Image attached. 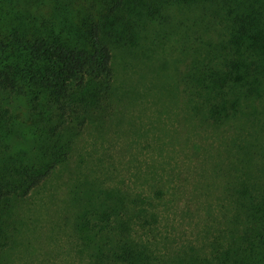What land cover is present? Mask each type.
I'll return each mask as SVG.
<instances>
[{"label": "rangeland", "instance_id": "374dc122", "mask_svg": "<svg viewBox=\"0 0 264 264\" xmlns=\"http://www.w3.org/2000/svg\"><path fill=\"white\" fill-rule=\"evenodd\" d=\"M143 1L130 15L135 39L108 42V108L76 131L68 157L40 186L5 202L0 264H119L93 228L104 212L130 218L129 236L152 264H216L214 255L241 247L264 187V99L223 124L204 118L195 73L225 56L223 16L171 5L149 22ZM94 2L0 0V33L57 34ZM2 113L10 132L0 165L15 152L32 159L39 143L26 98L0 90Z\"/></svg>", "mask_w": 264, "mask_h": 264}, {"label": "trees", "instance_id": "16d2710c", "mask_svg": "<svg viewBox=\"0 0 264 264\" xmlns=\"http://www.w3.org/2000/svg\"><path fill=\"white\" fill-rule=\"evenodd\" d=\"M150 0L149 22L171 5L211 7L227 30L225 56L195 73V105L219 125L242 113L246 103L264 99V1ZM64 32L24 35L0 33V90L26 98L34 115L30 124L37 154L15 152L1 160L0 220L10 198L27 197L68 157L70 140L111 101L115 70L108 42L135 39L130 15L143 0H95ZM139 14V12H138ZM135 23V22H134ZM223 54V53H222ZM213 63V62H211ZM10 118L0 114V146L10 132ZM34 129V130H32ZM264 185V184H263ZM252 220L238 251L217 253L216 264H264V187L250 206ZM104 212L93 226L106 240L107 257L119 264H152L146 246L129 236V217L113 220ZM238 253V254H236Z\"/></svg>", "mask_w": 264, "mask_h": 264}]
</instances>
